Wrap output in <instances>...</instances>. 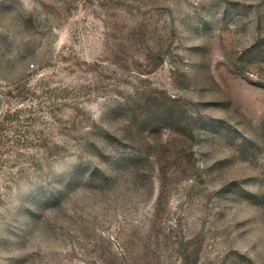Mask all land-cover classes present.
<instances>
[{
	"label": "rangeland",
	"instance_id": "374dc122",
	"mask_svg": "<svg viewBox=\"0 0 264 264\" xmlns=\"http://www.w3.org/2000/svg\"><path fill=\"white\" fill-rule=\"evenodd\" d=\"M0 264H264V0H0Z\"/></svg>",
	"mask_w": 264,
	"mask_h": 264
}]
</instances>
